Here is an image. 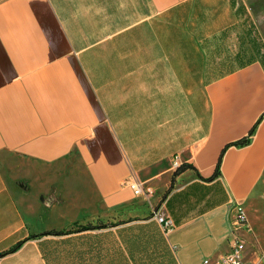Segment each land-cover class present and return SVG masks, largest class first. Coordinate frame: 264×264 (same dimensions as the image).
<instances>
[{
  "label": "crops",
  "instance_id": "obj_1",
  "mask_svg": "<svg viewBox=\"0 0 264 264\" xmlns=\"http://www.w3.org/2000/svg\"><path fill=\"white\" fill-rule=\"evenodd\" d=\"M263 191L264 0H0V264H261Z\"/></svg>",
  "mask_w": 264,
  "mask_h": 264
},
{
  "label": "built area",
  "instance_id": "obj_2",
  "mask_svg": "<svg viewBox=\"0 0 264 264\" xmlns=\"http://www.w3.org/2000/svg\"><path fill=\"white\" fill-rule=\"evenodd\" d=\"M129 187L133 190L135 196H145L146 190L140 182H131ZM157 220L163 224L165 231L169 232L173 228V221L163 213L156 215ZM235 226L244 228L247 224V214L242 205H235ZM245 243L242 239L233 240L230 250L219 257L218 264H249L245 260Z\"/></svg>",
  "mask_w": 264,
  "mask_h": 264
},
{
  "label": "rangeland",
  "instance_id": "obj_3",
  "mask_svg": "<svg viewBox=\"0 0 264 264\" xmlns=\"http://www.w3.org/2000/svg\"><path fill=\"white\" fill-rule=\"evenodd\" d=\"M146 203L147 201L144 200L143 205H146ZM154 213V216L162 213L160 212V207L158 205L155 207ZM252 220L257 230L258 238L255 235L256 233H252L253 236L251 235V237L247 239V255L249 259L252 260L258 255L262 261L261 264H264V191L260 197L258 206L254 207L252 210Z\"/></svg>",
  "mask_w": 264,
  "mask_h": 264
},
{
  "label": "trees",
  "instance_id": "obj_4",
  "mask_svg": "<svg viewBox=\"0 0 264 264\" xmlns=\"http://www.w3.org/2000/svg\"><path fill=\"white\" fill-rule=\"evenodd\" d=\"M261 119H262V118H261ZM261 119H260V120H259L254 126H253V128L249 131V133H248V135H247L246 137H243L242 139H240V140H238V141H236V142H233V143L228 144V145L225 147V149L222 151V154L224 153V151H225L227 148H229V147H231V146L242 147V146L247 145V144L250 142V139H251V137L253 136V134H254V132H255V130H256L258 124L260 123ZM221 162H222V155L220 156V158H219V160H218V162H217V165H216V168H215V173H214V176H213V177H216V176H218V175L220 174ZM188 167H191V168H192V166H189V165H185V166L182 165V166H180V167L176 170V172H175V176H176V174H179L180 171H181L182 169H184V168H188ZM211 179H213V178H211ZM173 184H174V183L172 182L170 188H169V189L167 190V192L164 194L165 197H166V196L168 195V193H170V191L172 190V188H173ZM163 199H164V198H163ZM87 228H92V227H91V226L80 227V229H87ZM73 230H74V228L71 229V230H69L68 232L73 231ZM61 233H62V232H61ZM61 233L52 231V232H46V233H44V234H61ZM24 242H25V241H20V242H18L16 245H14L12 248H10L9 250H7V251H5V252H3V253H0V257H4V256H6V255H8V254L14 253L15 251H17V250L23 245Z\"/></svg>",
  "mask_w": 264,
  "mask_h": 264
}]
</instances>
